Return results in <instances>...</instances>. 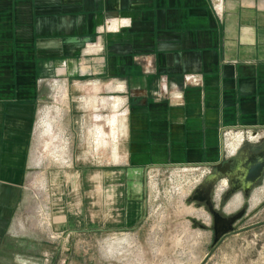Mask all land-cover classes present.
<instances>
[{
    "label": "crops",
    "instance_id": "obj_1",
    "mask_svg": "<svg viewBox=\"0 0 264 264\" xmlns=\"http://www.w3.org/2000/svg\"><path fill=\"white\" fill-rule=\"evenodd\" d=\"M58 84L73 159L48 171L52 230L125 234L144 217L150 173L264 148V0H0L1 255L34 209V126ZM100 94L116 99L115 124L84 128ZM84 140L108 161L77 164Z\"/></svg>",
    "mask_w": 264,
    "mask_h": 264
},
{
    "label": "rangeland",
    "instance_id": "obj_2",
    "mask_svg": "<svg viewBox=\"0 0 264 264\" xmlns=\"http://www.w3.org/2000/svg\"><path fill=\"white\" fill-rule=\"evenodd\" d=\"M89 90L93 97L92 88ZM87 96L81 98L88 102ZM41 100L46 104L35 121L31 143L35 164L27 180L34 209L25 216L22 236L11 239L8 249L12 252L0 254V264H264V164L256 171L262 156L248 158L253 160L248 172L236 171L233 179L231 160H240V156L208 170L150 173L144 217L125 234L70 235L52 230L47 215L48 171L70 168L73 158L63 125L68 107L63 85L58 84ZM93 101L91 106H83L84 128L90 120L113 126L117 103L111 96L97 100L98 105ZM98 131L101 133L100 128ZM235 142L239 143L238 139ZM77 144V164L103 165L108 161L101 151L92 150L93 142ZM249 152L255 153V149Z\"/></svg>",
    "mask_w": 264,
    "mask_h": 264
},
{
    "label": "flooded vegetation",
    "instance_id": "obj_3",
    "mask_svg": "<svg viewBox=\"0 0 264 264\" xmlns=\"http://www.w3.org/2000/svg\"><path fill=\"white\" fill-rule=\"evenodd\" d=\"M250 150L251 149H248L247 147L241 148L240 150H238L236 156L237 157L240 156V157H242V159L237 160V161L231 160V161H233V163L230 161L228 162V163L234 164V171L232 173H230V176L232 177L231 179H233L235 177L236 171H240L241 173H244V172H246V169H247V172H248V170H249L248 167L250 168L252 166L251 164L249 165V162L253 161L251 159H250L251 160L250 161L248 158H253L254 156H262V157H260L261 160H260V163H258L259 166L256 168V170L260 168V165L262 166L264 164V148L257 149V150L255 149V153H250L249 152ZM260 158L258 157L257 159L259 160ZM243 159H244V161H241ZM248 186H249V182L247 184H245V187H248Z\"/></svg>",
    "mask_w": 264,
    "mask_h": 264
},
{
    "label": "built area",
    "instance_id": "obj_4",
    "mask_svg": "<svg viewBox=\"0 0 264 264\" xmlns=\"http://www.w3.org/2000/svg\"><path fill=\"white\" fill-rule=\"evenodd\" d=\"M119 25H121V26H127L128 25V23L127 22H120V24ZM182 171H183V169H181ZM43 210H45V208L43 207ZM48 211V210H47ZM47 215H48V212H47Z\"/></svg>",
    "mask_w": 264,
    "mask_h": 264
},
{
    "label": "bare ground",
    "instance_id": "obj_5",
    "mask_svg": "<svg viewBox=\"0 0 264 264\" xmlns=\"http://www.w3.org/2000/svg\"><path fill=\"white\" fill-rule=\"evenodd\" d=\"M58 89H59V88H57L55 91L58 92ZM114 100L116 101V99L113 98V101H114ZM116 103H117V102H116ZM48 114H49V113H48ZM48 114H47L46 116L49 118V115H48ZM48 120H49V119H48ZM44 123H45V122H44ZM47 124H48V123H47ZM48 126H49V125H48ZM48 126H47V128H48V129H47V132H48V130H50ZM51 126H52V125H51ZM50 132H51V131H50ZM100 138H101V137H100ZM52 148H53V147H52Z\"/></svg>",
    "mask_w": 264,
    "mask_h": 264
},
{
    "label": "water",
    "instance_id": "obj_6",
    "mask_svg": "<svg viewBox=\"0 0 264 264\" xmlns=\"http://www.w3.org/2000/svg\"><path fill=\"white\" fill-rule=\"evenodd\" d=\"M256 171H257V170H256ZM256 171H255V172H256ZM255 172H254V175H255ZM258 174H259V171H258ZM256 177H257V176H256ZM249 181H250V180H249Z\"/></svg>",
    "mask_w": 264,
    "mask_h": 264
}]
</instances>
